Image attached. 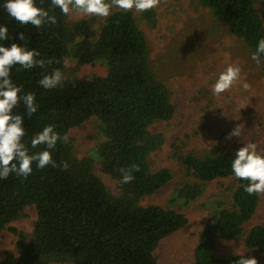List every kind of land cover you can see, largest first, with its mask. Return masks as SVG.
I'll return each instance as SVG.
<instances>
[{
  "label": "trees",
  "instance_id": "obj_1",
  "mask_svg": "<svg viewBox=\"0 0 264 264\" xmlns=\"http://www.w3.org/2000/svg\"><path fill=\"white\" fill-rule=\"evenodd\" d=\"M198 1L251 55L257 50L264 39V19L256 6L261 4L264 11V0ZM6 2L0 0V26L8 28L9 39L0 40V45L19 44L39 52L36 59L46 62L44 67L16 65L11 70L13 84L22 89L19 95L33 94L38 105L31 118L22 101L13 110L24 119L23 142L29 155L48 150L58 165L67 162L69 168L40 169L33 162L27 178L12 173L0 179V233L27 207L37 212L30 241L14 230L21 252L7 255L3 264H158L159 244L184 228L188 219L171 209L140 204L174 178L170 169L151 168L150 156L162 148L165 138L150 127L171 120L176 107L171 91L151 65L150 47L138 20L131 11H118L105 19L97 33L93 18L71 23L52 0H35L36 6L57 18L55 24L45 22L37 28L11 17ZM154 16L152 10L143 14L149 21ZM21 32L24 40L18 39ZM69 57L77 61L76 70L102 62L107 75L65 78L62 86L44 89L39 81L57 69L64 75ZM91 117L105 127L107 140L99 148V159L102 171L118 182L119 196L112 195L96 175L93 159L73 155L69 140L58 141L53 149L31 146L32 138L46 126L63 137ZM237 152L221 149L176 155L185 174L199 182L178 189V199L195 201L204 194V184L217 179L232 178L236 185L231 207L222 205L208 218L194 251V264H236L241 255L217 257V240H242L247 249L264 253V226L249 228L261 195L248 194L249 181L235 177L231 165ZM132 165L140 170L133 173L132 182L122 184L120 169Z\"/></svg>",
  "mask_w": 264,
  "mask_h": 264
},
{
  "label": "rangeland",
  "instance_id": "obj_2",
  "mask_svg": "<svg viewBox=\"0 0 264 264\" xmlns=\"http://www.w3.org/2000/svg\"><path fill=\"white\" fill-rule=\"evenodd\" d=\"M256 7L264 19L261 4ZM151 10L155 14L152 21L143 18L145 11L133 9L131 12L146 35L151 65L171 91L176 111L171 120L150 127L152 133H160L165 138L162 148L150 156V165L153 171L172 170L174 178L156 193L144 197L140 204L171 209L188 219L184 228L159 244L155 252L158 264H194V251L208 218L222 205L231 207L236 185L232 178L217 179L204 184V194L195 201L178 199V189L199 182L185 174L176 155H203L221 149L238 151L247 143H256L257 151L264 155V61L257 66L246 45L231 36L227 27L198 0H160L159 6ZM118 11L123 10L113 6L111 14ZM92 18L96 21L94 29L99 33L106 18L69 15L71 23ZM66 61L65 78L104 77L108 72L102 62L76 70L77 61L73 57ZM230 64L241 68L240 82L216 95L213 85ZM245 82L250 85L248 90L243 88ZM239 124L244 125L241 137L228 139L229 133ZM68 140L73 155L78 159H93L96 175L112 195L119 196L118 182L102 171L99 159V148L107 140L102 122L91 117L72 128ZM260 195V205L249 228L264 226V194ZM36 220V209L27 207L0 233V264L5 262L7 255L18 256L21 252L14 230L23 233L28 242ZM214 252L217 257H255L258 264H264V253L247 249L242 240H217Z\"/></svg>",
  "mask_w": 264,
  "mask_h": 264
},
{
  "label": "clouds",
  "instance_id": "obj_3",
  "mask_svg": "<svg viewBox=\"0 0 264 264\" xmlns=\"http://www.w3.org/2000/svg\"><path fill=\"white\" fill-rule=\"evenodd\" d=\"M52 4L59 7L64 15L77 14L107 18L111 15L113 6L126 12L133 9L136 12H144L158 7L160 0H111L110 3L108 0H52ZM4 7L8 14L21 24L30 23L40 28L45 22L52 24L57 22L55 16H50L48 11L36 6L35 0H7ZM7 39H9L8 28L0 26V40ZM18 39H25L23 32L19 33ZM39 55V52L28 50L16 43L8 47L0 45V179H7L12 173L18 177L27 178L33 172V162H36V167L40 169L49 165L62 166L63 170L69 168L67 162H61L58 165L48 150L29 155L28 148L23 142L26 135L24 119L13 112L21 101L26 106L29 118L38 110L35 96L31 93L19 95L22 89L13 84L10 74L16 65L24 69L44 67L46 62L43 59H36ZM262 57H264V39L259 40L257 50L251 58L259 66L262 63ZM47 63L50 64L52 61L49 60ZM64 66H68L67 61ZM240 78L241 68L230 64L213 85V93L220 95L230 90L240 82ZM64 79L63 73L57 69L45 75L39 83L44 89L50 90L62 86ZM243 88L248 90L250 85L245 82ZM243 127V124L237 125L227 138L241 137ZM58 141L67 143L68 136L61 137L52 126H46L42 132L32 138L31 146L35 148L43 144L48 149H53ZM257 148L256 143H247L235 154L231 165L236 178L249 181L245 191L250 195L264 194V155L260 154ZM139 170L138 165H132L127 169L121 168V183L132 182L135 178L133 173ZM236 264H258V260L255 257L241 256Z\"/></svg>",
  "mask_w": 264,
  "mask_h": 264
}]
</instances>
